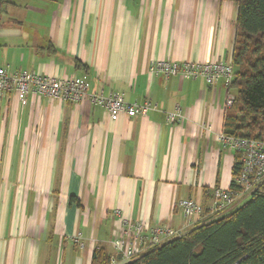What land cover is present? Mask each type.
I'll return each mask as SVG.
<instances>
[{"label": "crops", "instance_id": "0c3cea01", "mask_svg": "<svg viewBox=\"0 0 264 264\" xmlns=\"http://www.w3.org/2000/svg\"><path fill=\"white\" fill-rule=\"evenodd\" d=\"M237 17L229 0H0V67L157 105L112 120L87 100L0 92V264H92L101 245L115 254L116 210L148 230L193 227L179 199L207 207L232 184L238 151L220 135L234 92L151 64L232 63Z\"/></svg>", "mask_w": 264, "mask_h": 264}, {"label": "trees", "instance_id": "16d2710c", "mask_svg": "<svg viewBox=\"0 0 264 264\" xmlns=\"http://www.w3.org/2000/svg\"><path fill=\"white\" fill-rule=\"evenodd\" d=\"M238 6L232 57L233 104L227 107L223 133L264 139V0H229ZM238 151L230 189L242 169ZM247 199V198H246ZM243 204L195 224L181 236L151 246L125 264H264V180ZM105 246L93 252L92 264H111Z\"/></svg>", "mask_w": 264, "mask_h": 264}, {"label": "built area", "instance_id": "2783aa9c", "mask_svg": "<svg viewBox=\"0 0 264 264\" xmlns=\"http://www.w3.org/2000/svg\"><path fill=\"white\" fill-rule=\"evenodd\" d=\"M151 72L162 73L165 77L180 75L184 78H203L209 85L223 81L227 87H230L235 75L232 63L218 60L204 62L158 60L151 64ZM11 90L17 92L18 98L22 102L26 101L30 92L75 103L87 100L92 104L104 107L112 120L122 114L130 117L146 115L150 109L157 107L149 99L143 103H130L120 92H111L107 95L103 92H90L89 83L85 78L76 76L56 78L28 70L9 73L7 68L0 67V92ZM234 99L235 95H230L227 106H231ZM168 117L171 121H175L183 116L180 110H177L168 113ZM220 138L225 144L242 153V169L236 178L240 190L233 191L230 188L215 187L207 207L192 197L179 199L177 206L189 219L191 226L207 219V217H216L230 211L239 199L249 196L264 180V139L233 136L225 133H221ZM115 214L122 221L123 229L121 237L114 244L115 254L111 264L128 263L138 258L151 246L159 245L184 234L182 230H174L168 226H156L148 230L142 221L127 219L120 210H116ZM72 240L81 247L85 246L80 232L75 233Z\"/></svg>", "mask_w": 264, "mask_h": 264}, {"label": "rangeland", "instance_id": "374dc122", "mask_svg": "<svg viewBox=\"0 0 264 264\" xmlns=\"http://www.w3.org/2000/svg\"><path fill=\"white\" fill-rule=\"evenodd\" d=\"M246 198L248 199V196H247V197H245L244 199H246ZM247 199H246V200H247ZM242 202H243V200H241V202H240V203H241V204H243Z\"/></svg>", "mask_w": 264, "mask_h": 264}]
</instances>
